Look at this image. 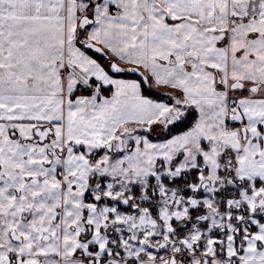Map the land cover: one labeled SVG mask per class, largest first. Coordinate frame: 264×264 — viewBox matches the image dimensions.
<instances>
[{
	"label": "snow or ice",
	"instance_id": "obj_1",
	"mask_svg": "<svg viewBox=\"0 0 264 264\" xmlns=\"http://www.w3.org/2000/svg\"><path fill=\"white\" fill-rule=\"evenodd\" d=\"M0 264H264V0H0Z\"/></svg>",
	"mask_w": 264,
	"mask_h": 264
}]
</instances>
